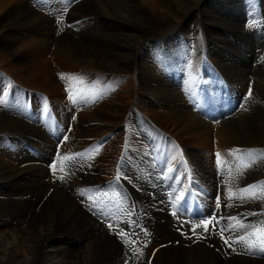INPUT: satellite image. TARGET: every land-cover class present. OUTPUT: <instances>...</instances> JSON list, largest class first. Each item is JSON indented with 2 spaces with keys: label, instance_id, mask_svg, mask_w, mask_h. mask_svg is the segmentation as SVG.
<instances>
[{
  "label": "bare ground",
  "instance_id": "obj_1",
  "mask_svg": "<svg viewBox=\"0 0 264 264\" xmlns=\"http://www.w3.org/2000/svg\"><path fill=\"white\" fill-rule=\"evenodd\" d=\"M104 1L107 5L111 4L113 6L112 10L103 5ZM104 1L101 2V0H99V6H95L96 1L91 2L93 4L83 2L80 6L76 4V8L72 9L74 10L75 16L77 18L85 17L88 15L93 16L96 14H104L109 15L108 18L111 19H102L106 24V29H101L103 26V23H101V19L92 20L96 21L94 26L96 31L89 30L87 33H85L87 35V38L91 39V43L83 44L76 41L71 34L65 35L60 40H58L57 43H55L52 35L56 33V27L54 21L50 19L51 17H47L46 15L39 13V10L38 12L35 11L31 6L32 4L30 5V3L26 0H0V13L3 12V14L0 15V53L5 55L4 59H8L11 63L6 64L10 65L11 68L13 67V64L16 63H19V66L23 67H27V65H29V68L31 69L30 77H32L36 73H38L39 75H43L42 77H44V75H48L50 73V70L53 69V61L56 60L58 62V52L61 59H67L70 63L76 65L77 67H82V72L84 71L86 73H82L79 77L80 73L78 71L73 72L78 73V76L76 78L81 81L82 85L81 87L78 86L80 82L79 84L75 85L76 81L79 80H70L69 84H71V86L73 87L74 95H72L71 99L66 96L68 100L64 97L61 89L59 88V83L61 82L58 80V76L55 74L54 69L53 74L50 76L51 78H48L47 82H45L44 85L42 81H38L43 79H37L36 77H34V80L32 79V81L24 80L27 82L26 86L23 87L24 89H30L29 92L34 91L37 88L45 90L46 94L49 95V97L51 95L52 98L58 103L53 106L49 101H46L40 106H37L36 102L38 101V95H36V91H34L35 98L37 99L36 102L32 101L34 96L30 93L26 95V97L22 96L21 99H18V97H16L18 102L21 101L20 106L23 107L24 110H28L33 114L39 115L40 120L38 124H35L29 118H27V116L30 117V113L25 114L26 123L22 122L23 120L19 121V116H4L0 114V134L2 135L0 140V182L7 187H10V185H14L20 188V192L16 194L5 193L3 195H0V264L114 263L115 259L119 257V255H117V252H119L120 245L114 239L116 236L113 238L108 234L107 231L118 232L122 228L123 221L126 217L132 218V222H134L136 225H139L138 221L135 220V218L139 216L136 203L133 207V201H137L136 194L140 202L142 198H145V196L143 195L144 193L142 194V192H139V190L136 189L139 188V186L143 187L144 185V188L149 187V189L147 188L143 191L149 194L150 200L149 202L148 200L144 201L145 204L141 206L144 208V210L145 208L150 207L151 211L154 212V214H157V212L159 211V204L157 203L158 201L155 202L153 199H151L152 195L150 192V187L154 188L155 182H157V180L165 181L170 185L171 191L173 192L184 190L185 193L177 194V197H181V199L177 200L180 209H186L188 213L197 215L206 214V212H208V219H211L214 216L218 219L220 217H223V219H219V223H217L216 220H212V223L210 224V226H208V241L202 240V243H196V240V242H192V239H187L185 236L184 237L186 238V240H184L181 239L182 237H180L178 234L172 233V231L169 229L168 221H165L161 217L162 215L154 216L155 218L150 216V220L154 218L151 223H153L156 231L158 232V237L153 246H159L160 243L165 244H163V248H160L162 249V253L165 256L164 259L160 258L161 262H159L160 260L157 256L158 251L156 254H154L156 264H158V262L159 264H264V252H261L260 250H258V248H254L249 251L247 244L244 242L233 243V241L237 240L239 236L246 235L248 232L254 231V229L237 227L236 230L233 231L229 228V226L236 225L237 221L228 219L229 217H237L238 220L245 225L251 224L255 225L257 228L264 227V224L261 223L262 221H264V186H262L260 183L264 182V173L259 174V172H257V169L261 166L260 163L264 161V156H262L261 152L259 151L264 150V109H256V111H254L248 117L241 115L242 113H244L243 111H238L239 113L234 115L232 119H229L228 121H226V124H223V126L219 127L217 123L214 124L207 121L203 122L202 119L193 112L192 103L184 101L179 90L176 91L167 83H164L165 79H170L173 77V73L170 74L164 71H156V67L162 65L160 63L162 59L168 56V54L163 56V46L159 45L158 51H156V53L160 55V61L154 59L149 60V62L144 61L143 63L146 69L143 72L144 81L142 83V86H144L143 88L147 93H149V95H152L151 98L153 97L152 101L150 102L151 106L155 105V107H158V109L149 110L148 113L152 116V119L154 121L158 122L161 125V129H166L170 132H173L186 145L208 144V154H210V158H208V161L206 160V162H203V158L207 157L205 155H202L201 157L200 154H196V148L192 145H189L191 147L187 149L190 159L185 158L181 161V164H183L185 161L187 166L192 168L193 165V168L197 171L201 170V172H203L205 178L207 179L208 184L211 185V188H208L207 190L216 193L217 200L211 199L212 197L208 200V211L197 203L194 194L191 191V188L183 189L181 186L183 183H190V181L192 182V186H194L193 178L198 177V174L195 170L193 171V169L190 170V174L188 172L186 173V175H182L178 171L180 167L178 165L175 169V172L168 173L167 171H164V173L161 175L158 171L148 172L150 171V169H148V163H146L147 161L141 157V159L138 158L139 160H136L133 163V170H130L129 173L131 175L125 177L128 182L132 184L131 187L130 185L126 186L122 181L123 179H121L120 182V176L116 175V171H114V174L111 177L112 179L115 176L112 179L111 183V179L102 181L100 180V178L95 176L94 181L96 183L90 185L89 183H92V179L90 180L88 175L85 176V174L87 173L85 171L86 169L82 167L83 164H79V162L73 161L71 159L64 160V155L60 153L55 145H53L54 142L63 141L69 146H72V144L74 145L76 141H78L77 138H79L80 140L87 139L85 136L82 137L81 135H78L76 131L79 130V128H82L80 130H83V128H88L93 124L91 123L88 126H82L80 123L78 124V119L79 117H81V114H84L86 116H94L99 114V111H97L98 107L95 108L93 105H96L95 102H101L99 98L95 97V91L101 85L98 83L96 86L94 81L91 83L90 81H88L90 79H88V77H92L93 75H102L106 72L114 73L116 71H129L132 66V62H134V66L136 64V62L133 61L136 52L133 56H130L126 54V52L122 51V49L126 48V45H131V42L136 39L138 40V42L135 43L136 47H134V49L137 51L144 40L148 38L158 37L163 34H157V28L153 27V25L152 27L150 26L152 22L139 20L132 12L125 11L122 7L118 6V2H115V0ZM140 1L143 4L147 5L149 11L153 14V16L156 15L159 21L170 22L171 26L173 27V33H176V31L174 32L175 26L181 20H183L184 17L190 14V7L193 8L194 6L193 2L190 0ZM214 1L217 2L218 0ZM219 1L223 3L222 0ZM229 4H231V2H229ZM261 5L262 4H260V6ZM206 7L201 9L199 4L195 7V9H201L204 16L203 21L204 19H206L204 23L207 29L209 28L210 30H213L210 25L211 23H214V26H216V24H222L236 33L241 32L242 29L237 22L229 21L226 16L221 14V12L212 10V6L208 5V1L206 2ZM256 12L254 11V13ZM92 16L82 18V24H84V22L88 21L90 18H93ZM258 16H262V14ZM125 20L135 24L136 26L139 25L142 29L151 34L148 36H143L141 33L121 32L120 29L128 27V24ZM71 22H73V20ZM139 22L143 23L139 24ZM181 25L182 23H180L179 25L180 28ZM20 28L31 29L32 33H30V35L34 34V37L31 38V40L28 39L29 41L24 40L25 43L22 44V46H17V43H20V41L23 42L24 39V36L19 37L17 33V29ZM58 32L61 31L59 30ZM115 32H119L120 34H114L112 36L106 35L107 33ZM208 33L213 35L210 32ZM58 36H61V34H58ZM43 37H45V40H43ZM218 37L219 39L215 38L214 40L221 48H223V54L212 47L210 48L213 50L211 51L218 56V59H221L218 60L216 58V61L219 62L221 69L223 71L226 70L227 72H230L233 69H237L239 71L238 73H231L236 75L237 79H235V82H237V84L239 85H243L245 82L249 85L252 78H255L256 81L260 80L261 75H264V70L259 72V65L257 63L253 64L256 60L252 58L251 61H246L244 55L238 52H235L236 57L230 56L228 52V49L232 45L230 39L225 38L226 36L224 37V34H219ZM102 38H105V40ZM179 38L180 37H177V41ZM35 40H37V42ZM53 43L55 46L52 49ZM235 43L237 42L235 41ZM14 44L16 45V47H13ZM109 48H111V50ZM240 48H242V45H240L238 49ZM245 48L251 50V47L245 46ZM232 49L234 51V48ZM43 53H50L54 57L53 61L50 63V68L45 64ZM28 54L33 55L34 58L27 59L26 56ZM231 54L235 55L233 52H231ZM38 57H42L41 59H39L40 62L37 61ZM233 59H238L241 62L239 61L240 63H237ZM207 60L205 59V62H207ZM241 63L243 64V67L241 70H239L238 66ZM150 64H154L156 66H151L152 69H149ZM215 64L216 63H213L212 65L215 67ZM168 67L171 68L170 66ZM201 69H203V67L200 63L198 69L199 73H201ZM215 69L217 70L215 71V74L211 73L209 74V76L214 75L218 77V79L220 78L219 80L222 84L228 82V79L224 77V73H222V70L216 67ZM178 76L175 75L173 80H175V78H180ZM205 80L201 82L203 83L205 82ZM9 82L6 83V89L0 92V102L2 101L0 103V109L3 108L4 104H8L11 99H14L13 92L20 89L14 87V83L16 82L10 80ZM87 82H89V84ZM119 82L121 81L119 80ZM254 82L252 83L254 84ZM261 84L263 85L262 88L264 89L263 80L261 81ZM16 85L19 84L16 83ZM24 89L20 90L23 92ZM84 89L88 91V93L83 95ZM259 90H261V88ZM101 91L105 95L104 99H106V101H111L109 90L102 89ZM252 91L253 90H251V92ZM262 92L264 93V90ZM24 93H28V91L23 92V95ZM23 97L28 99V101L30 102V109H28L25 103L22 104L24 100ZM158 98L161 99L162 103L154 102V99ZM255 98L257 97L255 96ZM63 99L67 101L66 104H64L67 106H64V108H66L67 112L70 113L68 120H65L64 117L58 116L57 114L60 113V111L63 109H61V106H59L61 103L63 104ZM251 99H253V97ZM54 100L53 104L55 102ZM146 101V99L143 100V102L147 103ZM112 102L115 104V101H113V99ZM263 102L264 95L260 105H264ZM117 103L119 102L117 101ZM195 103L197 102L194 101L193 104ZM88 105L92 108H88ZM212 105V102H209L208 108L207 105H204V108H207L208 116H212L213 118V116L215 115H213L214 113L212 112ZM111 108L108 107V110H111ZM5 109L6 108H4V110ZM239 109H241V107ZM119 110L122 111V107L119 108ZM116 111L118 110L116 109ZM5 112L8 113L10 111L6 109ZM18 113L20 114V112ZM71 115H74L75 118L70 119ZM105 117H107L106 114ZM32 118L34 121L33 116ZM110 118L111 117H109V120ZM62 120H65L64 125L62 124ZM57 122L59 123V127ZM143 122L145 123V120H143ZM48 123L56 125L55 127H53V125H50L52 127L51 132L46 131V124ZM65 123L67 125L69 123H72V133H77L76 136H72L76 137V139L72 138V136L69 138H65V136L62 134L65 131L64 128H67V125L65 126ZM33 125L41 126V128L43 127L45 133H47L48 136H43L41 133L36 132L31 133L34 130ZM207 125L209 126L208 128ZM148 132L150 131H143V134H146ZM34 134H36V136ZM30 135H32L33 137ZM100 136L103 137L102 135ZM94 140L95 138L92 139V141ZM212 140L214 141L212 142ZM2 141L4 143L7 142L9 146L14 147V149L17 151H20V148L18 147L27 149V151L29 152L28 157L26 159H23L22 157L18 156L19 158L15 159L12 156L4 154ZM15 141H18L21 144H16ZM105 143L107 144L106 141ZM210 143H216V147L211 146ZM84 145L82 146L84 147ZM89 148L90 146H86L85 150L89 152ZM218 148L224 149L222 150V154L220 155L219 164L217 163V157H214V154L218 152ZM226 148L229 150H226ZM121 149H124V145ZM235 149L243 151H232ZM249 149L257 151L249 154L247 151ZM107 157L108 154H104L102 155L101 160L103 161L105 160V158L107 159ZM117 161L119 160L117 159ZM190 161L192 162V164ZM202 166L206 167L208 171L202 169ZM49 167L60 170L58 172L67 177H70V175L72 174L68 173L69 170H67L66 172L64 168L69 167L79 170L80 167V169H83V175H79L80 179L78 180L82 181H80L81 183L79 181L77 182L81 184L82 188H78L79 186L70 189L65 188V186L57 188L54 179L45 178L41 174V171L46 170ZM103 169V171L108 170L109 174L113 173L110 166ZM52 173L53 172H51V174ZM73 179L75 180L76 178H72V180ZM153 180L156 181L153 182ZM72 184L73 183H71V185ZM68 185L70 184L68 183ZM250 185H256V187L254 189H249V192L242 194L241 189L248 188V186ZM82 189H85L86 191L94 190L95 192H98V194L95 195L96 198L87 195V197L89 198L88 199L84 196V193H81ZM113 190H119L123 193V203H125L124 205L128 209L126 210L119 208L115 211V215L119 217L118 220H116L113 216L109 217V214L103 210L97 200L98 198H100L101 202L104 204L110 198ZM233 190H236L237 192L235 191V193L233 194ZM229 192L233 194L231 198H229ZM258 192L260 194H257ZM251 193H255V195L252 196ZM241 195H243V199L240 198ZM177 197L175 196L176 199ZM183 198L187 200H190V198L192 199L190 201H187L185 205L182 200ZM218 201L221 202L219 206L218 204H216ZM129 205H131L132 207L130 208ZM85 208H87V210H85ZM150 209H146L147 215H149V212H151L149 211ZM213 224L216 225L215 229H213ZM109 225H112V227L109 228ZM221 229H224L223 233H221ZM80 236H83V238H81ZM100 237L103 238L102 241H100ZM225 239L229 241L228 244L225 243ZM252 239H255V237H252ZM129 240L132 239H128V242ZM143 240L145 242V239ZM171 240L173 241L172 244L170 243ZM148 242H150V240ZM136 244H138V242ZM125 251L127 250L125 249ZM141 256L144 257L142 254ZM138 262L140 261L138 260Z\"/></svg>",
  "mask_w": 264,
  "mask_h": 264
},
{
  "label": "rangeland",
  "instance_id": "obj_2",
  "mask_svg": "<svg viewBox=\"0 0 264 264\" xmlns=\"http://www.w3.org/2000/svg\"><path fill=\"white\" fill-rule=\"evenodd\" d=\"M26 1H28L30 3V5L32 4L31 6L33 7V9L35 11L38 12V10H39V13L44 14L47 17H51L50 19H52L54 21V24L56 27V33L52 36L54 38L55 43H57L58 40H60L62 37H64L65 35H68V34H71L75 38V40L80 42V43H83V44L91 43V41H90L91 39L87 38V35L85 33H87L89 30L90 31L91 30L96 31V29L94 27L96 21H92V20H96V19H101V20L102 19H104V20L109 19V20H111L110 18H108L109 15H104V14H96L93 16L88 15V16L81 17V18H77L75 16L74 10H72V9H75L77 5L80 6L83 2L91 3L93 1H96L95 6H99L100 5L98 3L99 0H71L72 2L70 0H58V1L57 0H50V1L49 0H26ZM102 1H104V0H101V2ZM128 1H126V0H115V2H118V6L122 7L125 11L132 12L139 20L146 21V22L147 21L152 22L153 24L151 23L150 26L152 27V25H153V27L157 28V34H161V33H163V34L158 36V37L148 38V39L144 40L142 42V44L139 46L137 51L134 49V47H136L135 43L138 42V40H136V39L131 42V45H126L127 47L122 49V51L126 52V54H128L130 56H133L136 52V54L133 58V61H135L136 64L134 66V62H132V66H131L129 71H116L114 73L113 72H110V73L106 72V73H103L102 75H95V76L93 75L92 77H88V79L90 78L89 80L86 79V80L90 81L91 83L94 81L96 86L98 83L101 85L95 91L96 92L95 97L99 98L101 100V102H99V103L95 102L96 105H93L95 108L98 107L97 111H99V114L94 115V116H86L84 114H81V117H79V119H78V124L80 123L82 126H88L91 123L93 124L92 126H90L88 128H83V130H80L82 128H79V130L76 131L78 133V135H81L82 137L85 136L87 139L80 140L79 138H77L78 141H76V143L74 145L72 144V146H69L67 143H64L63 141L54 142L53 145H55V147L64 156L72 157L71 160L77 161V162H79V164L80 163L83 164L82 167H84L86 169L85 171L87 173V174H85V176L88 175L90 180L92 179L91 180L92 183H89L90 185H93L96 183L94 181L95 176L100 178V180H102V181H107V180L111 179L112 175L114 174V171H116V175L120 176V182H121V179H123L122 180L123 183L126 186L130 185V187H131L132 184L129 183L125 177L131 175L129 173H130V170H133V167H134L133 163L136 160L141 159V157L147 161L146 163H148V166H149L148 169H150V171H148V172L158 171L161 175L164 173V171H167L168 173H172V172H175L176 167L179 165L180 166L179 170H178L179 173L182 175H186V173H188V172L190 174V170L193 169V171L195 170L196 173L198 174L197 175L198 177L193 178L194 186H192L191 181H190V183L189 182L183 183L181 186L183 189L191 188V191L193 192L195 200L197 201V203L200 204L205 210L208 211V200L211 197H212L211 199L217 200L216 193H214L213 191L207 190L208 188H211V185L208 184V181L205 178L203 172H201V170L197 171L196 169L193 168V165H192V168L187 166L185 161L183 164H181L182 159L183 160L185 158L190 159V156L187 152V149L189 147H191L189 145L195 146V148H196L195 153L196 154L197 153L200 154L201 157H202V155H205L207 157V158H203V162H206V160L208 161V158H210V154H208V151H209L208 150V144L207 145L206 144L205 145L204 144L186 145L176 134H174L173 132H170L166 129H161V125L152 119V116L148 113V111L151 109H153V110L158 109V107H155V105L151 106L150 102L152 101L153 97L151 98L152 95H149V93H147L146 90L143 88L144 86H142V83L144 81L143 72L146 69L145 66L143 65V63H144V61L149 62V60H154V59H157L158 61H160L159 60L160 55L157 54L156 51H158L159 45L163 46L162 47V51H164L163 56H165L166 54H168V56H166L165 58L162 59V61L160 62L162 65L157 66L156 71L157 72L158 71L159 72L164 71V72H167L170 74L173 73V77L170 79H165L164 83H167L170 87L174 88L176 91L179 90L184 101H188L189 103H192L193 112L196 113L202 119L203 122L207 121L209 123H214V124L217 123V125L219 127V126H223V124H226V121H228L229 119H232V117L234 115L239 113L238 111H240V112L243 111L244 113H242L241 115L248 117L254 111H256V109H259V110L264 109V105H260V103L263 100V95H264V93L262 92L264 90L262 88L263 85L261 84V81L262 80L264 81V78H263L264 75H261V79L260 80L257 79L258 81H256L255 78H252L253 81L251 79V83L249 85L246 82L244 83L245 85L244 84L239 85V84H237V82H235V79H237L236 75L231 73V72H237L238 73L239 71L237 69H235V70L233 69L230 72H227L226 70L223 71L221 69V66L219 65V62L216 61L218 59V56L216 54H214V52H212L213 50L210 48V47H212V48L216 49L217 51L221 52V54H223V48H221L215 42L214 39L215 38L219 39L218 35L224 34V37L226 36L225 38L230 39L231 44H232L231 47L234 48V51L231 47L228 49L230 56L236 57L235 52L241 53L244 55L246 61H249V60L251 61L252 58L256 60V61H254L253 64L257 63L259 65V68H260L259 72L264 70V17H262V16H264V0H230V1L222 0L223 3L219 0L217 2H215L214 0H190L193 2L194 6H193V8L190 7V14H188L186 17H184V19L181 20L175 26L174 32L176 31V33L172 32L173 27L171 26L170 22H166V21L161 22V21H159V19H157L156 15L153 16V14L149 11L146 4H143L140 0H128ZM182 1H187V0H182ZM207 1H208V5L212 6V10H216V11L221 12V14L226 16L229 21L237 22L242 29L241 32L236 33L234 31L230 30L229 28H227V26L225 27L222 24H216V26H214L213 25L214 23H211V25H210L213 28V30H210L209 28L207 29L205 27V23H204V21L206 19H204V21H203L204 16H203L202 11H201V9L206 7ZM229 2H231V4H229ZM53 3H55V4H53ZM257 3H259V4H257ZM91 4H93V3H91ZM199 4H200L201 9H199V10L197 8L195 9V7ZM260 4H262V5L260 6ZM103 5L107 8H109L110 10H112V8H113V6L111 4L107 5L105 1H104ZM255 6H256V8H255ZM206 8H208V7H206ZM95 9H97V8H95ZM254 11L255 12L257 11V12L254 13ZM91 12H94V11H91ZM2 14H3V12L0 13V15H2ZM70 14H71V16H70ZM261 14H262V16H258ZM91 16L93 18H90L88 21H86V22H84V24H82V20H81L82 18L91 17ZM257 16L260 18H258ZM169 17H171V16H169ZM261 19H263V20H261ZM72 20L74 23L71 22ZM79 21H80V23H79ZM126 22L128 24V27L120 29L121 32L141 33L143 36H148L151 34L149 32H146L139 25L136 26L133 23H130L128 21H126ZM101 23H103V26L101 29H106V24L104 23L103 20L101 21ZM141 23H143V22H139V24H141ZM180 23H182L181 28L179 26ZM249 24H251L252 26L250 27ZM58 25H59V27H58ZM64 28H66V29H64ZM177 29H178V32H177ZM59 30L61 32H58ZM161 31H163V32H161ZM62 32H64V33H62ZM208 32L212 33L213 35L209 34ZM17 33H18L19 37L24 36L23 42L22 41H20V43L18 42L17 46L18 45L22 46V44L25 43L24 40L29 41V40H31V38L34 37V34L30 35V33H32V30L27 29V28L17 29ZM56 34H57V36H58V34H61V36L57 37ZM114 34H120V33L119 32L107 33L106 35L112 36ZM152 36H154V35H152ZM16 37H18V36H16ZM177 37H180L178 39V41H177ZM102 39L105 40V38H102ZM43 40H45V37H43ZM35 41L37 42V40H35ZM235 41L237 43H235ZM170 44H171V46H170ZM220 45H224V44H220ZM240 45H242V48L238 49L240 47ZM54 46L55 45L53 43L52 49ZM245 46L251 47V50H248L247 48H245ZM13 47H16V45L14 44ZM109 49L111 50V48H109ZM183 51H185V52H183ZM231 52H233L235 55L231 54ZM49 54L50 53H45V54L43 53V55H44L43 58L45 60L46 66H48L50 68V63L53 61L54 57L51 54L50 55ZM57 54L59 56L58 62L55 60L57 63L56 64L55 61H53L54 65L52 63V67L55 71V74L58 76L57 77L58 80L61 82V83H59V88L61 89L64 97L68 100L67 97H70V94H71V96L74 95L73 94V87L71 86V84H69L70 80H75V79L79 80L76 78L78 76V73H73V72L78 71L80 73L79 77L81 76L82 73L83 74H86V73L84 71L82 72V70H81L82 67H79V66L77 67L76 65L70 63L67 59H61L58 52H57ZM4 58H5V55L0 53V74H1L0 77L2 78V79L0 78V81H1L0 92L4 91L6 89V83L9 82V80L14 81V82L19 84V85H16V83H14L15 88H20L21 90H23L24 89L23 87L26 86V83H27L24 80L32 81V79L34 80V77H36L37 79H43V80H38V81H42L43 85H44L45 82H47L48 78H51L50 76L53 74V69H52V70H50V73L48 75H44V77H42L43 75H39L38 73H36L32 77H30L31 69L29 68V65H27V67H23V66H19V63H16V64H13V67L11 68L10 65H8V64H11L9 62V60L4 59ZM26 58L27 59H33L34 56L28 54L26 56ZM41 58L38 57L37 61L40 62L39 59H41ZM205 59L206 60L208 59L207 62H205ZM218 60H221V59H218ZM233 60L236 61L237 63L240 61L238 59H233ZM227 62H229V61H227ZM6 63H8V64H6ZM200 63L202 64V67H203V69H201V73L198 72ZM213 63H216L215 64L216 68H220L222 70V73H224V77H226L228 79V82L222 84L221 81L219 80L220 78L218 79V77H216L214 75L209 76V74H211V73L215 74V71H217L215 69V67L212 65ZM66 64H70V65H66ZM151 66H156V65L150 64L149 69H152ZM168 66H170L171 68H169ZM242 67H243V64L241 63L238 66V69L241 70ZM204 70H205V72H204ZM175 75L176 76L179 75L178 77H180V78H175V80H173ZM219 77H220V75H219ZM20 78H22L23 80ZM72 78H74V79H72ZM249 78H251V77H249ZM256 78H258V77H256ZM205 79H207V80H205ZM119 80L121 82H119ZM203 80H205V82L202 83L201 81H203ZM79 82H80V84H79ZM252 82H254V84ZM87 83L89 84V82H87ZM248 83H249V81H248ZM77 84H79L78 86H80V87L82 85L80 80L76 81L75 85H77ZM250 85H252V86H250ZM16 86H18V87H16ZM256 87H257V89H256ZM259 87L261 88V90H259L260 89ZM102 89H106V90L108 89L109 90V93L111 95V101H106V99H104L105 95L101 91ZM248 89H250V90H248ZM19 90L13 92L14 99H11L10 102H8V104H4L3 108L0 109L1 115L17 116V117L19 116V118H20L19 121L23 120L22 122H25V119H26L25 114L30 113L31 114L30 117L27 116V118H29L35 124H38V122L40 120L39 115L33 114L28 110H24V108L20 106L21 101L18 102L16 99V97H18V99H21L22 96L26 97V95H28L30 93L34 96L32 101L36 102L37 99L35 98V92L34 91H36V95H38V101L36 102L37 106H40L42 103H44L46 101H49L53 106L55 104H58L57 101H55L51 95L49 97V95L46 94L45 90H41V89L37 88L34 91L29 92L30 89L27 90V88H25L23 92L28 91V93H24V95H23V92L21 90L20 91ZM25 90H27V91H25ZM251 90H253V91L251 92ZM249 91H250V93H249ZM253 92H255V93H253ZM86 93H88V91H86L84 89L83 95ZM126 93H128V94H126ZM259 95H261V96H259ZM251 96L253 97V99H251L252 98ZM255 96L257 98H255ZM25 97H23L24 100H23L22 104L25 103V105L28 107V109H30L31 104L28 101V99H26ZM112 97H114V98H112ZM28 98H29V96H28ZM112 99H113V101H115V104L112 102ZM144 99L147 100L146 101L147 103L143 102ZM259 99H260V101H259ZM53 100L56 103L54 102V104H53ZM117 101L119 103H117ZM194 101L197 103L193 104ZM62 102H63V104L61 103L59 106H61L60 108L61 109L63 108V109L60 111V113H57V114H58V116L64 117L65 120H68L70 113L67 112L66 108H64V106H67V105H64V104H66L67 101L65 99H63ZM154 102L162 103L160 98L154 99ZM209 102H212V104H213L212 105L213 106L212 112L214 113L213 115H215V116H213V118H212V116H208L207 108H208ZM5 103H7V102H5ZM9 103H10V105H9ZM198 104H199V106H198ZM203 104L207 105V108H204L205 106ZM263 104H264V102H263ZM255 105H258V106H255ZM120 106L122 107V111L119 110V108H121ZM87 107L92 108L89 105ZM108 107H110V108L113 107V108H111V110H108ZM240 107H241V109H239ZM4 108L8 109L10 112L6 113L5 112L6 109L4 110ZM18 109H19V111H18ZM116 109L118 111H116ZM205 109H206V111H205ZM101 111H103L107 115V117H105V114ZM18 112H20V114ZM134 114H136V115H134ZM219 115H220V117H219ZM32 116L34 117V121H33ZM109 117H111L110 120H109ZM74 118H75L74 115L70 116V119H74ZM112 119H113V121H112ZM36 120H37V122H36ZM65 120L64 121L62 120L63 125H64ZM143 120H145V123L143 122ZM147 121H148V123H147ZM71 124L69 123L67 125L65 123V126L67 125V128L66 129L64 128L65 131L62 133L65 136V138H69L72 135H74V136L77 135L76 132L72 133L73 130L71 128L73 126L71 127ZM50 125H53V127L56 126L52 123L46 124L47 127L46 126L45 127H46V131H48V132H51V130H52L51 129L52 127ZM58 127H59V123H58ZM208 127L209 126L207 125V128ZM33 128H34V130L31 133L36 132V133H41L43 136L44 135L48 136V134L45 133V130L43 127H42L43 128L42 129L41 126L33 125ZM162 130H164V131H162ZM109 131L110 132L112 131V132L110 133ZM115 131H116V133H115ZM143 131H150V132L143 134ZM28 132H30V131H28ZM118 132H120V133H118ZM123 132H124V134H123ZM34 135L36 136V134H34ZM100 135H102L103 137H101ZM1 136L2 135L0 134V140H1ZM30 136H32V135H30ZM74 136H72V138L76 139V137H74ZM81 136H79V137H81ZM113 136H114V138H113ZM94 138H95V140L92 141V139H94ZM85 140H86V142H85ZM105 141L107 142V144L105 143ZM213 141L214 140H212V142ZM15 142H16V144H21L18 141H15ZM82 145H84V147ZM123 145H124V149H121ZM210 145L216 147L215 146L216 143L215 144L210 143ZM2 146H3V151H4L3 153L7 154L9 156H12L15 159H17L19 157L26 159L28 157L29 152L25 148L18 147V148H20V151H17L14 149V147L9 146L7 144V142L4 143L3 141H2ZM86 146H90L89 152H87L85 150ZM228 146H231V145H228ZM228 146H226V147H228ZM80 147H82V148H80ZM13 150H15V151H13ZM179 150H181V151H179ZM222 150H224V149L218 148L217 149L218 152H216L214 154V157H217V155H216L217 153H219L221 155ZM226 150H229V149L226 148ZM178 152H180V153H178ZM104 154H108V157H107V159L105 158V160L102 161L101 158H102V155H104ZM73 158H75V159H73ZM117 159L119 161H117ZM212 159H213V156H212ZM210 162H211V160H210ZM191 164H192V162H191ZM260 164H261V166L257 169V172H259V174H262V173H264V161ZM109 166L111 167V170L113 172L112 174H109L108 170L103 171L104 170L103 168H106ZM51 168L52 167H49L46 170L41 171V174L45 178L54 179L56 182L57 188H60L62 186L63 187L65 186V188H67V189L78 187V186H79L78 188H82L81 184H79L77 182V181H79V182L82 181V180H78V179H80V176L83 175L82 174L83 169H80V167H79V170L75 169V168L72 169L69 167L64 168L66 170V172H67V170H69L68 173L72 174V175H70L71 179L69 176L67 177L65 175H62L60 172H58L60 170L55 169V168L51 169ZM202 169H205L208 171V169L204 166H202ZM51 172H53V173L51 174ZM194 175H195V173H194ZM61 176H64V179L61 180L59 178ZM72 178H76V179L75 180L73 179L74 180L73 181ZM199 178H201V179H199ZM112 179L110 180V183L112 182ZM69 180L71 181V183H73L72 185H71ZM154 181H156V180H153V182ZM68 183L70 185H68ZM66 185L71 186V187H67ZM144 187L145 186L143 185V187L139 186V188H136V189H138L139 192H142V194L144 193L143 195L145 196V198H142V200L140 202V200L136 194L137 201H135V202L133 201V207H134L135 203L137 206V212H138L139 216L137 218H135V220L138 221L139 225H136L134 222H132V218L126 217L125 220L123 221L122 228L118 232L107 231L108 234L110 236H112L113 238L116 236L114 239L120 245L119 246V252H117V255H119V257H117L115 259V261H114L115 264H130V263H132V264H145V263L146 264H156L154 254H156L157 251H158L157 256L159 257V260H160L159 262H161L160 258H163V259L165 258L164 254L162 253V249H160V248H163V246L165 244L160 243L159 246L158 245L153 246L154 242L156 241V239L158 237V235H157L158 232L156 231L153 223H151L152 220L155 218L154 216L162 215L161 217L165 221H168L169 229L172 231V233L178 234L180 237H182L181 239L186 240V238L187 239L189 238V239H192L191 240L192 242L197 241L196 243H202L201 242L202 240L208 241V231L207 232L204 231V227H203V221L208 219V212H206V214L197 215V214L188 213V211L186 209H180L178 206L179 203H178L177 199L175 198V196L177 197L178 193H185L184 190L173 192V191H171V187L169 184H167L165 181H158L157 180V182H155V187L154 188L150 187V192L152 195L151 199H153L155 202L158 201L157 203L159 204V209H158L159 211L157 212V214H154V212L151 211L150 207L145 208V210L142 207L143 204H145L144 201L148 200V202H149V200H150L149 194H147L146 192L143 191L147 188L149 189V187H147V188H144ZM236 190L232 191L233 194L235 193ZM18 192H20V188L18 186H14V185L11 186L10 185V187H7V186H4L0 182V195H3L5 193H15L16 194ZM81 193H84V196L86 198H88L87 195H90L91 197L96 198L95 195L98 194V192H95L94 190L86 191L85 189H82ZM257 194H260V193L258 192ZM122 197H123V193L121 191L113 190L112 194L110 195V198L104 204L101 202L100 198H98L97 200H98L99 205L103 208V210L109 214V217L113 216L116 220H118L119 217L117 215H115V211L119 208L128 210L127 207L124 205L125 203H123L124 197L123 198ZM191 199L192 198H190V200ZM182 200H183V203L185 205H186L187 201H190V200H187L184 198ZM220 203L221 202L218 201L216 204H220ZM129 207L131 208L132 206L129 205ZM160 207H161V209H160ZM146 209L147 210L150 209L149 211H151V212H149V215L146 214V211H147ZM85 210H87V208H85ZM150 216H152L154 218H152L150 220ZM198 224H200L201 226L196 227L194 229L193 226L198 225ZM208 226H210V224ZM121 231H123L125 233L124 236L117 235V233H119ZM187 235H188V237H187ZM80 237L83 238V236H80ZM125 239L127 241H128V239H132L133 241L129 240L128 243H125ZM143 239H145V242ZM102 240H103V238L100 237V241H102ZM149 240L151 243L148 242ZM135 242L136 243L138 242V244H136ZM172 242L173 241L171 240L170 243L172 244ZM129 243H130V245H129ZM138 245L139 246L143 245V246L139 247ZM137 246L140 249H138ZM146 246H148V247H146ZM130 247H132V248H130ZM143 248H146V249H143ZM125 249L127 251H125ZM141 254L145 258L142 257ZM138 260L140 262H138ZM159 262H158V264H159ZM114 263L112 262V264H114ZM160 264H162V263H160Z\"/></svg>",
  "mask_w": 264,
  "mask_h": 264
},
{
  "label": "snow or ice",
  "instance_id": "obj_3",
  "mask_svg": "<svg viewBox=\"0 0 264 264\" xmlns=\"http://www.w3.org/2000/svg\"><path fill=\"white\" fill-rule=\"evenodd\" d=\"M249 26L251 27L252 25L249 24ZM70 99L72 98L71 94H70ZM232 151H235V152H239V151H243V150H239V149H235V150H232ZM249 154H251L252 152L254 151H257V150H252V149H249L247 150ZM262 154V156H264V150H259ZM217 163L219 164L220 163V154L217 153ZM64 160H69V159H72V157H69V156H64L63 157ZM61 180L64 179L63 176L59 177ZM262 186H264V182H260ZM256 187V185H250L248 186V188H245V189H241V193H247L249 192V189H254ZM232 193L229 192V198L232 197ZM252 196L255 195V193H251ZM241 199H243V195H241L240 197ZM181 199V197H177V200ZM219 206V204H218ZM219 219H223V217H220ZM219 219L217 217H212L211 219H207L205 221H203V227H204V231H208V225L212 223V220H216L217 223H219ZM228 219L230 220H233V221H237V224L236 225H230L229 228L233 231L236 230L237 227L239 228H252L254 229V231L252 232H248L246 235H242V236H239L237 238V240L233 241V243H236V242H244L247 244L248 246V249L249 251H251L252 249L254 248H258V250H260L261 252H264V227H261V228H257L255 225H245L243 224L242 222H240L238 220L237 217H229ZM262 224H264V221L261 222ZM201 225H194L193 228L195 229L196 227H200ZM112 225H109V228H111ZM216 225L213 224V229H215ZM224 229H221V233H223ZM117 235L119 236H124L125 233L123 231L117 233ZM252 237H255V239H252ZM128 241L125 240V243H127ZM225 243L228 244L229 241L227 239H225Z\"/></svg>",
  "mask_w": 264,
  "mask_h": 264
}]
</instances>
